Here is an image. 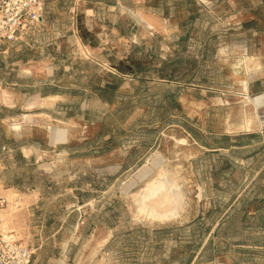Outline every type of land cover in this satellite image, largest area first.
<instances>
[{
    "label": "rangeland",
    "instance_id": "374dc122",
    "mask_svg": "<svg viewBox=\"0 0 264 264\" xmlns=\"http://www.w3.org/2000/svg\"><path fill=\"white\" fill-rule=\"evenodd\" d=\"M22 31L60 95L39 189L0 179L32 264H264V0H51Z\"/></svg>",
    "mask_w": 264,
    "mask_h": 264
},
{
    "label": "crops",
    "instance_id": "0c3cea01",
    "mask_svg": "<svg viewBox=\"0 0 264 264\" xmlns=\"http://www.w3.org/2000/svg\"><path fill=\"white\" fill-rule=\"evenodd\" d=\"M23 39L21 31L15 41L0 49V144L8 147L0 155L12 160L10 168L1 165L0 179L7 190L17 189V183H23L19 191L28 195L39 189L38 170L41 180L43 176L38 159L42 146L37 137H42L45 116L54 117L57 113L60 95L44 92L47 83L43 62L31 56L32 48L24 45ZM51 125L54 127V123ZM8 170L10 175L5 177ZM30 170L35 172L36 182L29 175Z\"/></svg>",
    "mask_w": 264,
    "mask_h": 264
},
{
    "label": "built area",
    "instance_id": "2783aa9c",
    "mask_svg": "<svg viewBox=\"0 0 264 264\" xmlns=\"http://www.w3.org/2000/svg\"><path fill=\"white\" fill-rule=\"evenodd\" d=\"M50 1L0 0V49L15 41L24 28L43 19ZM6 150L8 147L0 144V153ZM36 251L34 245L24 243L13 230L0 227V264H32Z\"/></svg>",
    "mask_w": 264,
    "mask_h": 264
},
{
    "label": "bare ground",
    "instance_id": "6f19581e",
    "mask_svg": "<svg viewBox=\"0 0 264 264\" xmlns=\"http://www.w3.org/2000/svg\"><path fill=\"white\" fill-rule=\"evenodd\" d=\"M247 59H248V58H247ZM245 60H246V58H245ZM245 60H244V62H245ZM246 61H249V60H246ZM248 63H249V62H247V65H249ZM244 66H245V65H244ZM248 67H249V66H248ZM246 68H247V67H246ZM247 69H248V68H247ZM242 75H243V74H242ZM244 82H245V81H244ZM246 82H247V81H246ZM247 86H248V85H247ZM248 95H249V94H248ZM42 127H43V126H42ZM153 186H154V185L152 184V185H151V188H152ZM149 212H150V211H149Z\"/></svg>",
    "mask_w": 264,
    "mask_h": 264
}]
</instances>
